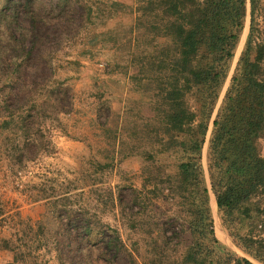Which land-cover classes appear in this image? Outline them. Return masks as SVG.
<instances>
[{
  "label": "rangeland",
  "instance_id": "374dc122",
  "mask_svg": "<svg viewBox=\"0 0 264 264\" xmlns=\"http://www.w3.org/2000/svg\"><path fill=\"white\" fill-rule=\"evenodd\" d=\"M2 1L0 12L10 16L14 8ZM150 1L29 0L20 24L33 31L32 16L49 33L40 50L16 62L7 25L27 35L25 49L33 36L0 21V264H181L189 244L188 193L180 187L178 152L163 153L158 142L167 140L158 129L170 103L150 69L156 51L179 41L181 31L163 29L159 10L144 12ZM88 11L89 19L82 16ZM248 13L249 6L220 99L245 43ZM124 91L131 110L120 120L114 107ZM96 100L100 125L124 138L119 153L113 143L95 142L78 169L63 168L66 155L55 137H74L63 119ZM260 148L264 155V140ZM202 164L206 171L205 147ZM218 221L225 239L215 232L216 238L249 258ZM114 233L118 251L109 245Z\"/></svg>",
  "mask_w": 264,
  "mask_h": 264
},
{
  "label": "trees",
  "instance_id": "16d2710c",
  "mask_svg": "<svg viewBox=\"0 0 264 264\" xmlns=\"http://www.w3.org/2000/svg\"><path fill=\"white\" fill-rule=\"evenodd\" d=\"M28 2L3 0L1 7L14 10L10 16L1 11L0 21L6 18L18 30L30 32L19 22L20 11L28 15ZM247 6L245 43L220 99L245 29ZM156 10L163 29L181 31L180 40L162 45L150 63L159 74L158 94L170 103L158 129L167 140L158 142L163 153L178 152L180 187L188 193L189 244L181 264H254L216 238L209 191L235 246L264 264V0H151L144 8L147 14ZM89 11L82 16L88 18ZM27 18L33 28L29 49L24 48L27 35L7 25L8 39L15 45L13 62L40 50L42 37L49 33L36 18ZM109 245L117 251L122 247L117 234Z\"/></svg>",
  "mask_w": 264,
  "mask_h": 264
},
{
  "label": "crops",
  "instance_id": "0c3cea01",
  "mask_svg": "<svg viewBox=\"0 0 264 264\" xmlns=\"http://www.w3.org/2000/svg\"><path fill=\"white\" fill-rule=\"evenodd\" d=\"M125 91L122 95L123 99L119 98L120 94L117 95V98L120 101L114 107L117 117L120 120L124 116V113L128 115L131 110V103H126V101H124V98L127 95V92ZM100 112L101 108L98 107L96 100L92 103V106L88 107L86 110L83 109L81 113H77L75 115L68 114L69 118L63 119L67 127V133L74 136L68 137V135H64L63 133L59 134V132H57V136L55 137L58 149L62 150V153L66 155V157L63 158V160H66L62 162L63 168H70L71 166L74 171L78 169V164H80V161L84 158V156L86 154L93 153L91 151V148L93 147L92 144L99 141H103L105 148L113 143L116 146L115 154L118 155L119 144L124 141V138H122V135L119 133L117 135L110 136L106 132L105 127L100 125Z\"/></svg>",
  "mask_w": 264,
  "mask_h": 264
},
{
  "label": "bare ground",
  "instance_id": "6f19581e",
  "mask_svg": "<svg viewBox=\"0 0 264 264\" xmlns=\"http://www.w3.org/2000/svg\"><path fill=\"white\" fill-rule=\"evenodd\" d=\"M244 38H245V34L242 37V41H244ZM239 50H240V48H238L237 53L239 52ZM237 53H236V55H237ZM209 196H210L209 197L210 206L212 207V210H213V213H214V223H215L216 235L222 237V239H225L224 233H223L222 228L220 226V223L218 221L215 198H214V196L211 193H210Z\"/></svg>",
  "mask_w": 264,
  "mask_h": 264
},
{
  "label": "water",
  "instance_id": "95a60500",
  "mask_svg": "<svg viewBox=\"0 0 264 264\" xmlns=\"http://www.w3.org/2000/svg\"><path fill=\"white\" fill-rule=\"evenodd\" d=\"M248 15H249V13H248ZM206 178H207V184H208V186H209V180H208V177H207V173H206ZM210 193L213 195V193L211 192V191H209V195H210ZM214 196V195H213ZM210 197V196H209ZM209 204H210V201H209ZM210 208H211V212H212V215H213V210H212V207L210 206Z\"/></svg>",
  "mask_w": 264,
  "mask_h": 264
}]
</instances>
